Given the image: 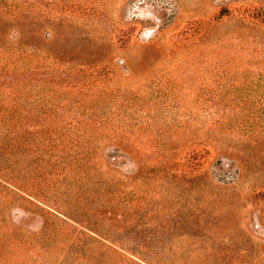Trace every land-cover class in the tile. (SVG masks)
<instances>
[{"label": "rangeland", "instance_id": "374dc122", "mask_svg": "<svg viewBox=\"0 0 264 264\" xmlns=\"http://www.w3.org/2000/svg\"><path fill=\"white\" fill-rule=\"evenodd\" d=\"M0 264H264V0H0Z\"/></svg>", "mask_w": 264, "mask_h": 264}, {"label": "trees", "instance_id": "16d2710c", "mask_svg": "<svg viewBox=\"0 0 264 264\" xmlns=\"http://www.w3.org/2000/svg\"><path fill=\"white\" fill-rule=\"evenodd\" d=\"M0 164H1V162H0Z\"/></svg>", "mask_w": 264, "mask_h": 264}]
</instances>
